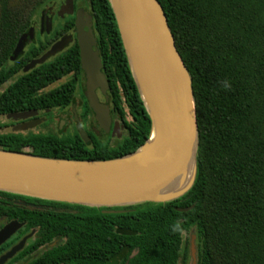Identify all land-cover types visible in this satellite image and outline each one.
<instances>
[{
	"label": "trees",
	"instance_id": "16d2710c",
	"mask_svg": "<svg viewBox=\"0 0 264 264\" xmlns=\"http://www.w3.org/2000/svg\"><path fill=\"white\" fill-rule=\"evenodd\" d=\"M10 1L0 0V88L8 83L0 91V116L40 110L46 130L0 133V148L71 159L114 158L135 151L149 137L151 120L109 0H74V7H83L92 16L101 70L109 83L111 116L125 131L115 144L110 143V133L102 129L97 133L84 124L89 119L96 122L83 94L84 72L75 35L63 51L22 72L31 59L74 30V13L12 61L18 39L46 0H35L28 10L14 9ZM158 1L192 78L198 139L191 188L167 202L112 207L0 190V217L25 220L24 229H64L74 237L79 236L74 231L88 230L83 239L96 232L99 254L106 253L108 245H113L115 255L127 248L122 260L129 264L186 260L188 241L181 252L183 234L191 230L198 264H264V0ZM66 76L61 84L45 89ZM77 93L87 143L75 126L66 134L48 128L53 110L73 106ZM16 199L61 209H29Z\"/></svg>",
	"mask_w": 264,
	"mask_h": 264
},
{
	"label": "water",
	"instance_id": "95a60500",
	"mask_svg": "<svg viewBox=\"0 0 264 264\" xmlns=\"http://www.w3.org/2000/svg\"><path fill=\"white\" fill-rule=\"evenodd\" d=\"M131 74L151 120L149 137L133 152L104 159L56 158L26 151L0 148V190L20 195L94 207L142 202H167L184 195L196 176L198 128L192 78L183 62L158 0H109ZM60 17L74 13V30L64 33L39 57L23 67L27 72L63 51L73 35L79 47L85 76L83 94L98 126L111 136L120 134L108 103V79L102 72L97 40L88 10L63 0ZM46 24L50 27L49 18ZM33 27L23 33L10 56L17 59ZM104 96L99 100L98 92ZM43 111L24 110L8 114L16 119ZM76 129L87 143L89 137L74 113ZM60 126V125H59ZM191 169V174L188 176ZM21 226L12 220L0 228V243ZM195 235L190 251L196 259ZM25 239L9 254L23 245ZM2 259H0V264Z\"/></svg>",
	"mask_w": 264,
	"mask_h": 264
},
{
	"label": "flooded vegetation",
	"instance_id": "af4514ba",
	"mask_svg": "<svg viewBox=\"0 0 264 264\" xmlns=\"http://www.w3.org/2000/svg\"><path fill=\"white\" fill-rule=\"evenodd\" d=\"M41 21H42L41 24L42 30L39 29L37 32H35V35L32 38L29 37L26 41V43L27 42L30 43V46L39 43L42 37H44V35L49 32V28L46 24V15L44 12L42 14V19L40 20V23ZM23 54L24 53H22L20 56H22ZM84 87H85V76H84ZM97 92H99V90H97ZM104 99L103 101H101L99 98L101 102H104L105 101ZM65 109L66 108L61 110L63 111L62 113H64ZM62 113L59 114V117L60 115H62ZM74 113L75 112L71 114V119L67 117L66 119L68 120V122H72L73 126L76 127V121L74 120ZM77 117L79 122L82 123L81 118H79V112ZM89 118L90 117H88V119ZM112 121L113 122H112L111 130L113 128L114 121L117 120L115 118H112ZM85 122L84 124L87 127H90L94 130L98 128L97 124L94 123L92 124L90 119ZM93 125H95L96 128ZM15 201L16 202L18 201L22 207H26L29 209H35V208L42 210L61 209L56 205H52L48 203L31 202L22 199H16ZM31 216H33V214ZM12 220H17L18 222H20L21 226L18 229H16L14 233H12L9 237H7L2 243H0V259H2L1 264H129L127 260L125 261L122 260V255L127 252L126 251L127 248L126 250H123V254L121 253L122 255H120V253L115 255L114 254L115 250L113 248V245H108L109 248L105 250L106 253L99 254L98 245H97L98 236L96 232L92 231L91 232L92 234L89 238L83 239L82 235L83 234L88 235L89 234L88 230L74 231L79 235L77 237H74L70 234L72 233V231H67L64 229L50 228L46 230H40L38 227H31L29 229H24V226L26 224L25 220H20L19 218H15V217L11 219H7L6 216L0 217V228ZM39 225L40 224H38L37 226ZM192 234H193V230H191V232L189 233L188 238L187 237L185 239L183 238L181 252H183L184 244L185 241L187 240L188 241L187 259L183 260L180 258L179 260L168 264H198L196 259L193 260L191 256L190 239ZM24 239H25L24 244L21 245L18 248V250L14 251L12 254H9V252H11L12 249ZM72 242H76V243L72 244ZM83 242L86 244H83ZM88 242L89 243L92 242V244L88 245ZM133 254L134 252L128 254V257H131Z\"/></svg>",
	"mask_w": 264,
	"mask_h": 264
},
{
	"label": "rangeland",
	"instance_id": "374dc122",
	"mask_svg": "<svg viewBox=\"0 0 264 264\" xmlns=\"http://www.w3.org/2000/svg\"><path fill=\"white\" fill-rule=\"evenodd\" d=\"M34 2H35V0H11L9 4H11V6L14 9L28 10V9H30V7L33 5ZM62 2H63V0H46L43 3V5L39 9V11L36 12V14L33 15L34 22L31 25L32 27L34 26V28H33V36L35 35V32H37L39 29L42 30V27H41L42 26L41 25L42 21L40 23V20L42 19L43 12L46 15V21H47V18H49V21H50V27H49L48 34L52 30H54L55 27H57L58 25L61 24L63 19H65V17L68 15V14H66L63 17H60V15L58 13L59 7H60ZM43 38L44 37H42V39ZM73 41H74V38H73ZM29 46H30V43L27 42L25 44V46H24L23 53H24L25 50H27L29 48ZM68 78H69V76L63 77L60 80H58V81L50 84L49 86H47L45 89L53 88V87L61 84L63 81H65ZM7 84L8 83L3 85L0 88V91L3 90V88ZM78 94L79 93H77L74 106L66 108L64 113H62L63 111H61V109L53 110V122L49 124L48 128H50L52 131L57 132L59 134H66V133H69V132H71L73 130V123L72 122H68L66 117L71 119V114L73 112H75V114L78 115V112H79V106H78L79 95ZM98 96H99L100 100L103 101V99H104L103 97L104 96L100 92H98ZM60 113H62V115H60V117H59ZM44 118L45 117L42 116V113L37 115V116L27 117L25 119H16V118L8 116V115H2V116H0V124L3 125V126L0 128V133H4V132L5 133L6 132H20L22 134H25L27 132L45 131L46 128H44L41 125L43 120H44ZM93 126L95 127V125H93ZM118 128L120 129V125L119 124H118ZM124 134H125V131H122L120 129V134L113 135L110 138V143L111 144H115V142L117 140L121 139V137ZM186 237L187 238L189 237V233H184L183 234V238L185 239Z\"/></svg>",
	"mask_w": 264,
	"mask_h": 264
},
{
	"label": "bare ground",
	"instance_id": "6f19581e",
	"mask_svg": "<svg viewBox=\"0 0 264 264\" xmlns=\"http://www.w3.org/2000/svg\"><path fill=\"white\" fill-rule=\"evenodd\" d=\"M191 174V169H190V172H189V174H188V176Z\"/></svg>",
	"mask_w": 264,
	"mask_h": 264
}]
</instances>
